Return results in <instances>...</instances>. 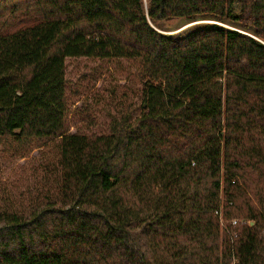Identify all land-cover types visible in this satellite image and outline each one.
Here are the masks:
<instances>
[{
  "label": "trees",
  "instance_id": "obj_1",
  "mask_svg": "<svg viewBox=\"0 0 264 264\" xmlns=\"http://www.w3.org/2000/svg\"><path fill=\"white\" fill-rule=\"evenodd\" d=\"M72 58L137 65L109 134L88 101L71 131ZM0 144L59 171L0 211V264H264V0H0Z\"/></svg>",
  "mask_w": 264,
  "mask_h": 264
},
{
  "label": "rangeland",
  "instance_id": "obj_2",
  "mask_svg": "<svg viewBox=\"0 0 264 264\" xmlns=\"http://www.w3.org/2000/svg\"><path fill=\"white\" fill-rule=\"evenodd\" d=\"M181 18L168 19L162 27L170 33L190 31L210 20L185 24ZM137 65L122 60L68 59L67 79L69 94L73 96L70 106L72 132L88 133L86 124L88 110L81 108L84 101L92 104L93 114L99 124L92 128L100 134L110 133L111 116L116 115L121 105L138 106L137 92L129 80V74ZM79 94L75 96L74 92ZM58 151L50 144L43 150H34L25 158H16L9 148L0 144V211H29L37 197L46 191L56 192L59 183L57 167ZM253 200V196L249 193ZM255 205L256 202H253ZM224 218L225 225L230 219ZM237 219V218H236ZM240 223L253 225V221L237 219Z\"/></svg>",
  "mask_w": 264,
  "mask_h": 264
},
{
  "label": "built area",
  "instance_id": "obj_3",
  "mask_svg": "<svg viewBox=\"0 0 264 264\" xmlns=\"http://www.w3.org/2000/svg\"><path fill=\"white\" fill-rule=\"evenodd\" d=\"M220 222H221L222 229L225 230V231H227V232H229L230 230L228 228V225H225V222H224V218H223L222 213H220ZM237 223H239V221L237 219H233L231 221V224L232 225H236ZM235 236H236V234H235Z\"/></svg>",
  "mask_w": 264,
  "mask_h": 264
}]
</instances>
